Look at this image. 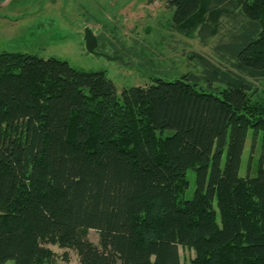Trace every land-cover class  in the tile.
<instances>
[{
    "label": "trees",
    "instance_id": "trees-1",
    "mask_svg": "<svg viewBox=\"0 0 264 264\" xmlns=\"http://www.w3.org/2000/svg\"><path fill=\"white\" fill-rule=\"evenodd\" d=\"M162 1L174 30L222 33L228 66L199 59L223 89L184 75L117 95L105 71L0 52V264H57L45 244L78 264H181L179 247L264 264V166L239 176L247 129L264 141V0Z\"/></svg>",
    "mask_w": 264,
    "mask_h": 264
},
{
    "label": "rangeland",
    "instance_id": "rangeland-1",
    "mask_svg": "<svg viewBox=\"0 0 264 264\" xmlns=\"http://www.w3.org/2000/svg\"><path fill=\"white\" fill-rule=\"evenodd\" d=\"M15 4L0 12V52L55 58L80 70L105 71L117 95L124 88L154 83L155 78L173 81L184 79V75L199 89L225 87L220 81L209 85L199 59L204 57L221 67L228 66L217 52L222 33L203 39L197 29L189 34L174 30V8L162 0H16ZM86 28L96 38L97 54L85 47ZM252 84L257 89L255 96L264 100V80L252 79ZM260 164L264 166L262 132L248 128L239 176H255ZM186 178L189 186L182 198L190 199L195 189L192 169L187 170ZM213 207L218 212L215 201ZM87 237L98 243L96 230H89ZM44 246L54 252L57 264H78L73 249ZM179 254L181 264H185L194 251L179 247Z\"/></svg>",
    "mask_w": 264,
    "mask_h": 264
},
{
    "label": "water",
    "instance_id": "water-1",
    "mask_svg": "<svg viewBox=\"0 0 264 264\" xmlns=\"http://www.w3.org/2000/svg\"><path fill=\"white\" fill-rule=\"evenodd\" d=\"M84 41H85V47L86 49L94 54H97V52L95 51V48L97 46V42H96V38L93 35L92 31L89 28L85 29V34H84ZM108 58L110 59H116L118 57L115 56H108Z\"/></svg>",
    "mask_w": 264,
    "mask_h": 264
},
{
    "label": "crops",
    "instance_id": "crops-1",
    "mask_svg": "<svg viewBox=\"0 0 264 264\" xmlns=\"http://www.w3.org/2000/svg\"><path fill=\"white\" fill-rule=\"evenodd\" d=\"M15 1L16 0H0V12L3 9H6V8L11 7L12 5H14ZM15 5H17V4H15ZM0 16L2 17L1 14H0Z\"/></svg>",
    "mask_w": 264,
    "mask_h": 264
}]
</instances>
